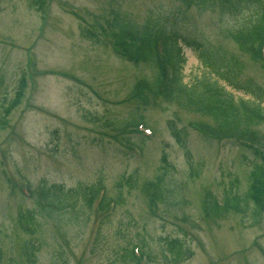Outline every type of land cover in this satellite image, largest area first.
<instances>
[{"label":"rangeland","instance_id":"374dc122","mask_svg":"<svg viewBox=\"0 0 264 264\" xmlns=\"http://www.w3.org/2000/svg\"><path fill=\"white\" fill-rule=\"evenodd\" d=\"M258 6L233 13L185 11L178 0H0V264H29L23 245L31 240L38 246L31 264H264V212L248 202L243 215H205L207 195L222 206L248 191L255 158L238 139L212 133L209 118L157 102L145 86L135 93L138 80L150 84L155 70L114 51L123 35L135 38L148 17L180 11L182 82L212 75L187 44L195 41L216 58L235 56L239 79L264 87V71L226 33L247 24ZM82 30L104 43L84 39ZM165 42L167 55L176 56V39L167 34ZM220 84L234 99L253 100ZM176 118L183 147L167 128ZM133 120L152 134L130 132ZM258 129L256 141L263 144L264 125ZM131 175L136 184L128 188ZM158 176L168 191L154 184ZM9 178L28 189L18 191ZM52 186L61 187L63 198L69 189L102 186L104 198L117 204L89 209L78 196L74 210L35 213V234L23 233L17 216L36 211L40 192ZM171 239L185 250L177 262L166 253Z\"/></svg>","mask_w":264,"mask_h":264},{"label":"trees","instance_id":"16d2710c","mask_svg":"<svg viewBox=\"0 0 264 264\" xmlns=\"http://www.w3.org/2000/svg\"><path fill=\"white\" fill-rule=\"evenodd\" d=\"M181 4L189 9L191 7L198 10H213L215 7L221 11H231L236 13L237 10L245 4H258L256 11L253 12L251 18L240 29L234 32H227V36L238 47V50L242 54H246L250 61L258 64L259 67L264 70V55L261 57L260 47L264 45V8L260 6L261 0H179ZM156 21L146 22V26L143 27L139 36V41L144 42L140 52L144 50L151 51V42L158 36L159 33H154L152 28L156 26ZM167 23L174 24L175 17L167 18L160 26V31L167 36L165 32V25ZM170 34L176 40L180 39V36L170 30ZM161 35V34H160ZM193 46L200 47L199 44L193 43ZM155 56L154 49L151 53L141 55L145 62L152 63V67L155 68L156 73L154 75L153 85H148L150 92L153 96L168 103H175L182 110L189 111L191 113L200 114L210 119L212 133L223 138H236L237 142L243 151L248 150L255 158V164L250 172V185L248 191L244 195H235L231 199H228L224 206L220 207L214 199H210V195L206 196V216L216 217L221 211L232 210L237 213L245 212L248 206V202L255 205L257 211L263 210L264 200V140L263 144L256 141L257 135H259L258 126L264 125V87L255 84L251 80L239 79V71L241 70L239 61L235 56L229 58L220 57L216 58L208 51H203L198 55L202 64L209 68L214 77L201 76L196 77L192 83H183L179 75L180 71L177 69L179 65L184 63L182 56V50L179 47L177 49V56L173 60H169L172 65L174 74L171 78H167L165 75L164 67L161 63L153 61L151 56ZM262 58V60H261ZM219 81H224L228 86L243 90L246 93H251L254 100H244L241 98L234 99L228 92L224 90V87L219 84ZM21 89V86L19 87ZM22 96L20 92L17 94ZM15 102L17 100H14ZM177 120V118H176ZM167 128L171 137L180 146H184L185 134L183 128H178L174 120L167 121ZM241 140V141H240ZM163 164V170L170 168L166 162L164 156L161 159ZM196 171L194 170L191 176H194ZM128 188L134 187L136 184V178L131 175L126 178L124 182ZM154 184L166 188L163 180L158 176ZM121 183L118 184V188H121ZM58 187H51L46 195H43V199L50 201L57 208L65 206L74 207L75 199L77 195H82L88 202V205L92 204L93 192H68L66 198L60 196ZM71 191V190H70ZM168 191V190H167ZM78 193V194H77ZM70 195V197H69ZM49 197V199H48ZM69 197V198H68ZM69 199L72 202H69ZM232 201L234 204L229 203ZM108 200H104L100 204V208L106 206ZM223 205V204H222ZM40 208V207H39ZM41 211L45 209L40 208ZM46 214H51V211H46ZM35 216L31 211H27L25 214L20 213L17 217V224L23 232L32 234L34 230L30 228V225L34 222ZM167 252L171 255L172 261H177L183 254L181 243L178 240L166 241ZM25 255L29 261H33V253L35 246L30 243L24 248ZM130 256L132 252L130 250Z\"/></svg>","mask_w":264,"mask_h":264}]
</instances>
